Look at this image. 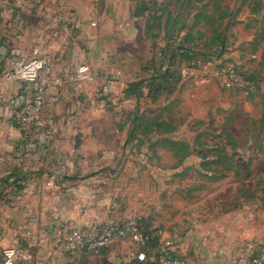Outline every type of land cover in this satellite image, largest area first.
<instances>
[{"label": "crops", "instance_id": "0c3cea01", "mask_svg": "<svg viewBox=\"0 0 264 264\" xmlns=\"http://www.w3.org/2000/svg\"><path fill=\"white\" fill-rule=\"evenodd\" d=\"M20 4L21 10L0 0V264L7 247H17L27 264H132L136 245L116 242L90 255L64 245L55 230L56 220L94 228L132 217L157 238L147 261L156 263L159 246L172 240L175 256L187 264H227L240 242L212 252L204 210L184 209L171 200L147 209L141 192L127 193L112 183L124 166L145 164L146 158L127 156L128 142L116 143L132 128H106L111 122L127 124L138 106L134 95H126L135 74L111 56L106 32L74 10L67 13L65 0ZM26 5L33 7L29 13ZM36 47L52 61V84L41 124L19 128L11 119L23 103L21 84L4 75L32 57ZM77 60L90 66L82 82L69 74ZM166 193L170 198L173 190Z\"/></svg>", "mask_w": 264, "mask_h": 264}, {"label": "rangeland", "instance_id": "374dc122", "mask_svg": "<svg viewBox=\"0 0 264 264\" xmlns=\"http://www.w3.org/2000/svg\"><path fill=\"white\" fill-rule=\"evenodd\" d=\"M8 1L17 7V0ZM19 1L21 10L28 0ZM65 5L67 13L74 10L101 27L117 64L129 68L135 82L144 80L127 124L106 128H132L116 143L127 141L126 155L146 163L124 166L112 183L127 193L141 192L147 209L171 200L204 210L212 252L230 242H240L235 253L246 242L264 243V0H65ZM150 11L160 19L155 39L146 33ZM173 50L169 77L149 88V79L169 68ZM233 66L252 82L250 90L224 78Z\"/></svg>", "mask_w": 264, "mask_h": 264}, {"label": "built area", "instance_id": "2783aa9c", "mask_svg": "<svg viewBox=\"0 0 264 264\" xmlns=\"http://www.w3.org/2000/svg\"><path fill=\"white\" fill-rule=\"evenodd\" d=\"M196 65L184 71L183 76L192 74ZM52 69L51 59L39 47H36L32 57L22 59L19 65L5 73L4 76L7 79H15L21 84L23 103L11 119L14 126L20 128L41 124V113L46 100V92L52 84ZM69 72L72 80L82 82L88 77L90 67L86 63L76 61ZM223 74L230 85L244 90H250L252 87V82L239 72L238 66L227 68ZM204 78H206L205 74ZM47 185L55 186L54 183ZM55 230L59 240L64 245L90 255L99 254L116 242L133 243L138 247L135 262L140 263L146 260L150 236L135 218L119 221L110 220L94 228H78L69 222L56 220ZM29 234V231H25L26 236ZM1 256L2 264H27L17 247L2 249ZM106 264L118 263L108 262ZM156 264H186V262L175 256L173 241L165 240L159 246ZM228 264H264V243L255 245L252 242H246L231 257Z\"/></svg>", "mask_w": 264, "mask_h": 264}, {"label": "trees", "instance_id": "16d2710c", "mask_svg": "<svg viewBox=\"0 0 264 264\" xmlns=\"http://www.w3.org/2000/svg\"><path fill=\"white\" fill-rule=\"evenodd\" d=\"M142 9H143V11H149V10H147L146 7H143ZM139 15H141V13H135L134 14V16H139ZM159 20H160L159 17H156L150 11V13L148 15V25H147V28H146V33L149 34L154 39L159 36V33L158 32H154V29L155 28H159ZM153 21H157L158 23L153 24L152 23ZM150 22L152 24H149ZM175 53H176L175 50L171 51V55L169 56V68H167L161 74H158L156 76H153V77H151L149 79V82H148V87L149 88H154L155 87V85H156L155 82L157 81V78H167V77H169L170 71H171V68L170 67L173 65V63L175 61V55H176ZM181 55L184 56L186 54L183 53ZM143 83H144V80L131 83L129 85V87H128V90L126 91V95H134L137 99H139L140 96H141V94H142L141 89L144 88ZM87 103L89 104L90 102H87ZM149 236H150V240H149V244H148V249L146 251V258H147V256H149V254L151 253V251L154 250L157 247V245H158L157 238L156 237H151V235H149ZM133 263L134 264H156V263H154L152 261H147V260H145L144 262H140V263L134 261Z\"/></svg>", "mask_w": 264, "mask_h": 264}]
</instances>
